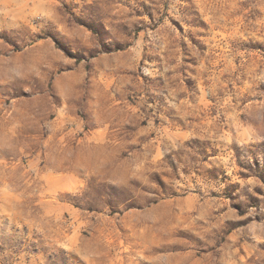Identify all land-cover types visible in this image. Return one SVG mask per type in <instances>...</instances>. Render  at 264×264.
I'll return each instance as SVG.
<instances>
[{
	"label": "rangeland",
	"instance_id": "1",
	"mask_svg": "<svg viewBox=\"0 0 264 264\" xmlns=\"http://www.w3.org/2000/svg\"><path fill=\"white\" fill-rule=\"evenodd\" d=\"M0 264H264V0H0Z\"/></svg>",
	"mask_w": 264,
	"mask_h": 264
}]
</instances>
